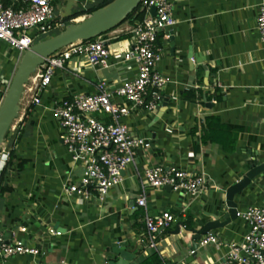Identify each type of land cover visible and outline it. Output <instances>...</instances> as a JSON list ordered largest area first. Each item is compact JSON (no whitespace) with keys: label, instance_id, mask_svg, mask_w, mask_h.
Instances as JSON below:
<instances>
[{"label":"crops","instance_id":"crops-1","mask_svg":"<svg viewBox=\"0 0 264 264\" xmlns=\"http://www.w3.org/2000/svg\"><path fill=\"white\" fill-rule=\"evenodd\" d=\"M73 1L77 6L72 15L101 0ZM171 1L175 24L167 39H158L162 51L157 69L170 80L162 88L166 106L162 100L158 110H136L122 119L132 135L149 140L151 147L136 155L135 164L122 173V182L102 202L66 194L79 182L83 166L67 152L51 107L73 93H92L99 81L115 89L136 76L135 63L122 58L131 47L132 25L124 23L107 34V67L93 68L84 58H73L64 70L54 71L49 86L39 94L40 106L31 104L33 86L26 84L17 131L6 145L16 155L4 177L10 191L0 196V232L5 240L39 253L11 257L7 264H108L117 259L110 253L112 245L126 246L133 255L127 264H138L155 252L166 264H187L191 255L187 229H200L211 220L210 214L221 213L224 190L242 177L252 160L264 162V50L256 29L257 9L264 0ZM65 2L56 3L61 18ZM20 58L0 41V81L12 79ZM203 95L209 97L206 104L201 103ZM210 117L218 121L211 123L216 125L208 140L204 125ZM98 118L109 121L106 115ZM19 163L23 165L18 170ZM4 164L0 161V172ZM158 165L203 174L209 185L196 199L165 187L145 189L149 214L174 216L154 251L142 245L144 210L136 206V199L142 193L144 170ZM263 187L264 172L235 196L237 209L261 205ZM187 217L191 227L182 228ZM247 231V225L236 219L211 232L231 242L241 240ZM219 258L207 246L188 264H219Z\"/></svg>","mask_w":264,"mask_h":264},{"label":"built area","instance_id":"built-area-1","mask_svg":"<svg viewBox=\"0 0 264 264\" xmlns=\"http://www.w3.org/2000/svg\"><path fill=\"white\" fill-rule=\"evenodd\" d=\"M58 1L0 0V41L21 57L36 43L37 38L64 27L62 18L57 15ZM139 5L140 11H145V16L129 29L131 47L122 56L124 61L135 63L136 76L115 89H111L105 81H99L92 93H73L55 101L51 107L52 118L62 130L61 137L67 152L72 155L73 161L83 166L79 182L66 189L69 196H80L86 200L95 197L102 202L108 191L122 182V173L135 164L136 155L151 147L149 140L132 135L122 119L136 110L153 112L161 102L162 88L170 80L157 69L162 51L158 39L160 36L168 38V30L174 26L175 20L171 0H141ZM151 8L155 9L154 15L150 12ZM256 29L264 50V3L257 9ZM107 34L69 44L49 56L28 81L34 91L31 104L40 106L39 94L49 86L54 71L64 70L66 63L73 58H84L93 68L107 67L110 56L106 46L109 41ZM9 84L10 81H0V86L5 89L0 94V109ZM25 90L26 85L23 92ZM98 115H106L109 121H102ZM16 131L15 120L8 133L13 135ZM6 145L5 141L0 151V161L4 163L9 156ZM140 185L142 193L136 199V206L144 210L142 245L156 251L158 236L170 229L174 216L169 212L149 214L146 211L145 189L170 187L175 192L196 199L207 190L209 184L203 174L158 165L144 170ZM262 194L264 198V187ZM236 219L248 227L241 240L229 242L214 232H208L197 241L196 251L212 246L220 254L219 264H264V202L243 210L237 209ZM182 228L185 226L182 225ZM20 231L25 232V228H20ZM53 235L60 233L54 232ZM38 253L34 247L5 240L0 232L2 264H7L14 256H36Z\"/></svg>","mask_w":264,"mask_h":264},{"label":"water","instance_id":"water-1","mask_svg":"<svg viewBox=\"0 0 264 264\" xmlns=\"http://www.w3.org/2000/svg\"><path fill=\"white\" fill-rule=\"evenodd\" d=\"M141 0H113L106 6L92 12L81 21L69 22L57 35L49 37L40 42L34 43L20 58L19 65L10 81L5 93L4 101L0 109V151L6 141V135L10 126L17 119L20 107V99L24 86L38 67L44 64L45 60L58 50L77 41H87L100 35L106 34L117 28L127 16L134 11ZM63 8L62 18H70L71 10L77 6L73 0H66ZM152 15L155 9L151 8ZM172 40V38H170ZM173 44L171 45V47ZM173 52V49L170 50ZM163 106H166L167 98L162 97ZM161 100V101H162ZM161 105V104H160ZM211 106V105H210ZM159 107H157V110ZM264 172V162L258 164V159L248 164V170L234 184L224 190V208L219 214H210L211 220L207 221L200 229L190 228L187 232L191 234L188 244L189 252L194 251L184 263H191L195 259L197 241L201 236L213 230L224 228L231 221L236 220L237 204L234 201L247 188L251 181ZM170 190V187H165ZM178 234V231L174 233ZM110 253L116 260H109L108 264H127L133 258L126 246L112 245Z\"/></svg>","mask_w":264,"mask_h":264},{"label":"trees","instance_id":"trees-1","mask_svg":"<svg viewBox=\"0 0 264 264\" xmlns=\"http://www.w3.org/2000/svg\"><path fill=\"white\" fill-rule=\"evenodd\" d=\"M112 1L113 0H101L100 2L96 3L95 5H92L91 7H88L85 10L76 11L70 18H62V22L64 23V26H65V25H67L70 22V20L76 19L78 17L86 16V15L88 16L92 12H94V11L104 7V6H106L107 4H109ZM144 16H145V11H140V5H139L134 11H132L127 16V18L123 21V23H121V25H123L124 23H129V24H131L133 26L137 22H141L143 20ZM121 25H119V26H121ZM117 28H115V29H117ZM115 29H113V30H115ZM59 32H61V31L60 30H56V31L52 32L49 36H51V35L55 36ZM91 40H93V39H91ZM4 90H5L4 87L0 86V94L3 93ZM208 101H209V97L207 95H205V96L203 95L201 103L202 104H206ZM215 121H218V119L210 117L208 119L206 125H204V127H206L204 129V136L207 135L208 140H210V135L209 134L214 129L213 125H216V124H211V123H213ZM8 139H9V133H7V135H6V142L9 141ZM15 155L16 154L14 152V149L10 148L9 149L8 160L5 162L3 168H2V170L0 172V196L3 195V194H6L7 192L10 191V187H8L5 184L4 177L6 175L7 170L12 166V163L15 160ZM22 165H23V163H19L17 165V169L19 170L22 167ZM183 222H184V225H185L186 228H190L191 227L190 226L191 221H190L189 217H187V219H185ZM138 264H166V263H165V260L162 259L161 256L157 252H155L152 255H150L147 259L143 260L142 262H140Z\"/></svg>","mask_w":264,"mask_h":264},{"label":"rangeland","instance_id":"rangeland-1","mask_svg":"<svg viewBox=\"0 0 264 264\" xmlns=\"http://www.w3.org/2000/svg\"><path fill=\"white\" fill-rule=\"evenodd\" d=\"M85 17H79L78 19V21H80V20H83ZM64 28V27H63ZM63 28H60L59 30L61 31ZM53 35H51V36H45V37H39V39L37 38L35 41L36 42H40V41H42V40H45V39H47V38H49V37H52ZM9 81H11V80H9ZM9 136H10V134H9ZM7 143V142H6ZM0 264H2V262H1V260H0Z\"/></svg>","mask_w":264,"mask_h":264},{"label":"bare ground","instance_id":"bare-ground-1","mask_svg":"<svg viewBox=\"0 0 264 264\" xmlns=\"http://www.w3.org/2000/svg\"><path fill=\"white\" fill-rule=\"evenodd\" d=\"M76 21H78V19H76ZM81 21V20H80Z\"/></svg>","mask_w":264,"mask_h":264}]
</instances>
